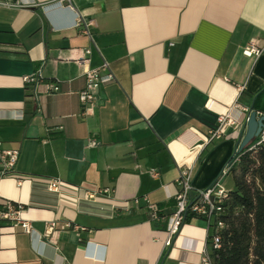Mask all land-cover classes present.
<instances>
[{
	"label": "crops",
	"instance_id": "1",
	"mask_svg": "<svg viewBox=\"0 0 264 264\" xmlns=\"http://www.w3.org/2000/svg\"><path fill=\"white\" fill-rule=\"evenodd\" d=\"M18 1L0 0V151H19L0 205H24L32 233L0 221V264H200L205 220L165 246L176 180L190 166L193 192L209 187L264 98V0ZM76 14L95 22L89 37ZM85 49L88 68L105 60L114 80L83 116ZM37 72L41 83L23 81ZM223 110L236 124L206 147ZM49 179L57 194L38 184Z\"/></svg>",
	"mask_w": 264,
	"mask_h": 264
},
{
	"label": "built area",
	"instance_id": "2",
	"mask_svg": "<svg viewBox=\"0 0 264 264\" xmlns=\"http://www.w3.org/2000/svg\"><path fill=\"white\" fill-rule=\"evenodd\" d=\"M70 0H59L58 2L45 7L48 9L51 6L60 5L63 2L69 3ZM27 3V2H26ZM25 2L19 0L15 5H23ZM95 22L93 20H86L75 15L73 27L80 28V33L87 35L89 37V28L94 26ZM245 54L248 56L260 53L259 50L250 46L245 49ZM90 50L85 49L82 51V57L77 61V64L83 68V76L85 79L84 88L78 94V100L82 107V114L86 116L91 113L96 101L98 100V94L100 88L111 81L114 77L109 69V65L105 60L96 69H89ZM23 81L26 84H38L42 82V76L40 72L34 73L31 76L25 77ZM46 89L49 93H54L57 91V87L49 83L46 85ZM22 116L19 115L17 119H21ZM248 119V118H247ZM246 119V121H247ZM236 122L230 117L227 110H223L216 115V125L214 128L208 131V143L212 141L219 140L223 137L225 128L227 126H235ZM238 133H234L233 139H237L240 143L242 138L241 134L238 137ZM264 143V131L261 132L260 136L257 138L255 145ZM94 142L91 143L93 145ZM237 151V150H236ZM19 151H0V176L6 177L13 172V168L18 160ZM238 160L237 157L229 165H225L220 175L215 179V181L206 189L193 192L191 186V176L192 168L190 166L180 168L178 179L176 180V185L178 187V192L175 196L176 209L170 218V224L168 227V237L165 241V246L170 247L173 245L174 239L178 236L180 228L185 223L187 215H191L194 219H202L206 221L207 229L209 235L207 241L205 242V247L200 253V264H213V257L211 256L212 250L219 249V235L218 231L223 228V223L219 219L222 213V204L227 198V190L224 189L221 182L224 177L228 175L230 167ZM44 190L50 193H58L59 181L55 179H49L44 182L38 183ZM107 190L100 192L99 194H106ZM89 199H93L96 194L87 195ZM70 198L58 195V202H69ZM138 199H134L132 204L138 206ZM25 206L20 203H12L10 201H4L0 205V221H5L11 223L12 227H20L22 231L27 234L32 233V227L30 221L23 217V211ZM146 209L150 214L152 220L159 219V210L154 208L150 204H146ZM68 227V225H67ZM54 228V223H50L47 226V231L44 235L45 238H49L50 243H52L51 233Z\"/></svg>",
	"mask_w": 264,
	"mask_h": 264
},
{
	"label": "trees",
	"instance_id": "3",
	"mask_svg": "<svg viewBox=\"0 0 264 264\" xmlns=\"http://www.w3.org/2000/svg\"><path fill=\"white\" fill-rule=\"evenodd\" d=\"M253 110L264 114V98L255 100ZM256 141L227 162L238 158L227 175L233 187L222 204L223 228L218 231L220 247L211 252L213 264H264V143ZM191 218L187 215L185 223Z\"/></svg>",
	"mask_w": 264,
	"mask_h": 264
},
{
	"label": "water",
	"instance_id": "4",
	"mask_svg": "<svg viewBox=\"0 0 264 264\" xmlns=\"http://www.w3.org/2000/svg\"><path fill=\"white\" fill-rule=\"evenodd\" d=\"M264 131V116H257L256 111H251L246 122L245 132L237 147V152H241L253 140H256Z\"/></svg>",
	"mask_w": 264,
	"mask_h": 264
},
{
	"label": "rangeland",
	"instance_id": "5",
	"mask_svg": "<svg viewBox=\"0 0 264 264\" xmlns=\"http://www.w3.org/2000/svg\"><path fill=\"white\" fill-rule=\"evenodd\" d=\"M231 181H232V180H231V177H230V176L224 178L223 181H222V185H223V187L226 188L227 186H229L230 183H231Z\"/></svg>",
	"mask_w": 264,
	"mask_h": 264
}]
</instances>
